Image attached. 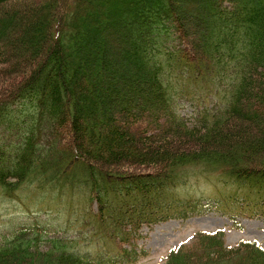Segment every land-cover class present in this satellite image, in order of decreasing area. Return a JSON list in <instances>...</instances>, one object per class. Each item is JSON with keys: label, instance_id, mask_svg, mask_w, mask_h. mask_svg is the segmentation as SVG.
Listing matches in <instances>:
<instances>
[{"label": "trees", "instance_id": "trees-1", "mask_svg": "<svg viewBox=\"0 0 264 264\" xmlns=\"http://www.w3.org/2000/svg\"><path fill=\"white\" fill-rule=\"evenodd\" d=\"M11 1L0 75L19 80L0 93V111L13 109L0 116V264H130L145 227L264 215V0H99L96 12L87 0L81 18L82 0ZM120 20L136 38L122 51ZM146 111L155 125L132 132ZM200 168L235 189L194 196ZM164 264H264V248L199 232Z\"/></svg>", "mask_w": 264, "mask_h": 264}, {"label": "rangeland", "instance_id": "rangeland-1", "mask_svg": "<svg viewBox=\"0 0 264 264\" xmlns=\"http://www.w3.org/2000/svg\"><path fill=\"white\" fill-rule=\"evenodd\" d=\"M36 2L38 0H19V1H11L9 4L18 6V4L27 3V2ZM184 4L189 0H181ZM87 0H82L79 9V17L82 16V11L86 10ZM92 7L94 5H99V0H93L90 3ZM180 7L179 11L182 12L183 5L182 2L178 4ZM93 11L92 9L87 11V13ZM94 12H96V7L94 8ZM101 12V16L103 11L98 10V13ZM58 14V13H57ZM96 14V13H93ZM116 14V13H115ZM89 15V14H88ZM97 16V15H94ZM98 15V17H101ZM104 16V15H103ZM117 19L119 16L116 14ZM183 18L184 16L181 15ZM181 18V19H182ZM184 22L187 19H183ZM69 23V21H67ZM190 24L188 26V33L191 37L193 35V29L195 27H191L193 20L190 19ZM187 23V22H186ZM11 23V30L16 31V26ZM15 26V27H14ZM187 26V25H186ZM127 25L125 21L120 20L119 25V32L118 36L120 40L119 43L116 44L117 47L122 49H129L132 45V42L136 40V38L132 35H125L123 31H125ZM10 28V27H9ZM8 28V29H9ZM125 29V30H123ZM18 31V30H17ZM67 35V32L64 31V36ZM65 43V41H64ZM63 46H65L63 44ZM67 46V45H66ZM23 47L17 48L15 51L13 50V55L17 58L15 61H9V64L4 66L7 70H10L12 66H16L18 58L25 56V52L22 49ZM6 70V69H5ZM19 73H16L14 70L13 72H9L8 76L0 75V93L1 91L8 86L10 83L19 80ZM13 81V82H12ZM43 95V92H42ZM179 104L174 103L172 104V108L170 111L177 114ZM29 109V108H27ZM10 107L6 110L0 111V116H8L11 111ZM9 111V112H8ZM183 115H188V117H193V113L196 112V107L191 106L190 104H186L181 108ZM27 112H30L27 110ZM138 113V111H136ZM168 112L164 115L158 113L159 119L156 121L159 125H164L165 122L169 120ZM44 115V114H43ZM46 119L48 118L45 114L44 116ZM23 118H21L22 120ZM156 117L152 115L151 111H146L142 116L140 121L136 124V126L132 127V132L138 133V130L142 128L146 123L155 125ZM160 130V129H158ZM39 147L44 148L42 143H39ZM38 147V148H39ZM45 150L39 151L38 154L45 155ZM198 172V170H197ZM202 175L198 177V179L193 180L190 182L189 187L191 188V192L197 193L196 195H219L221 193L233 191L235 189L234 186H226V180H223L222 173L217 171H206L202 172V168L199 169V172ZM0 208H4L3 203L0 202ZM59 217V216H58ZM63 217V216H62ZM58 218V226H63L64 222L62 221L63 218ZM2 219H0L1 222ZM4 221V220H3ZM5 225V224H4ZM3 229V228H2ZM58 229V227H55ZM9 230L3 229L1 233H7ZM203 231V232H218L224 231L226 243L229 246H235L241 241H255L258 242L261 246L264 247V215H260L258 217H248V216H237L235 219L229 218L224 214L222 211H209L205 215L194 216L185 220H170L165 223L157 224L152 229L145 228L144 233H147L148 237L140 242V247L145 251V255L142 256L135 264H161L164 263L169 252L183 243H189L196 232ZM61 234V233H60Z\"/></svg>", "mask_w": 264, "mask_h": 264}]
</instances>
